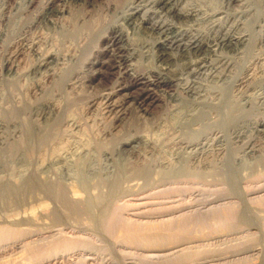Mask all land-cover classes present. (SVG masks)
Instances as JSON below:
<instances>
[{"label":"rangeland","instance_id":"obj_1","mask_svg":"<svg viewBox=\"0 0 264 264\" xmlns=\"http://www.w3.org/2000/svg\"><path fill=\"white\" fill-rule=\"evenodd\" d=\"M47 1L34 0L29 6L28 0H11L8 4L0 0V64L9 58L19 63L22 71L20 76L5 70L1 73L0 118L8 126L3 133L4 139H0V182H19L21 174H34L35 182L56 183L65 188L69 196L79 201V212L71 211L59 197L45 192L38 184L28 192L10 198L5 197L4 187L0 185V195L4 193V198L0 196V264H264V165L261 164L264 136H257L249 127L233 132L231 126L220 122V107L214 111L203 107L206 113L211 110L209 117L201 113L198 120L185 122L187 125L176 121L177 126L173 124L172 129L167 128L171 130L165 129L162 134L151 130L149 126L155 120L165 117L162 113L169 108L166 106L170 105L167 96L172 88L137 84L128 91L130 98L126 102L122 96L113 98L114 102L119 101L116 104L123 103L113 110L107 107L110 101L103 99L118 84L129 82L128 78L122 77V55L126 52H121V43L116 42L118 33L106 29L113 23L121 25L124 30L126 27L130 44L144 54L139 60L144 67L162 70L173 80L186 78L201 57L211 64L225 55L228 58L225 56L224 59L235 63L232 74L235 76L241 73L251 57L263 56L264 44H256L255 49L251 47L248 51L244 47H220L193 53L174 43L168 50L171 53L167 51V59L160 63L157 56L160 53L154 44L159 33L149 30V26L169 22L175 26L178 24L168 37H182L186 42L183 31L193 22L178 23L166 10L149 6L148 9L156 11L152 17H147L149 26L139 24L136 19L128 24L120 14L107 15L105 12V16L102 14L100 19H95L101 27L97 34L83 30L75 35L72 32L74 25L93 16L106 0H89L94 1V6L59 0L51 11H45ZM120 1L123 0H114L116 3ZM140 1L126 0L133 5L142 4ZM219 1L193 0L207 11L219 6ZM143 3L146 4L147 0ZM61 6L66 12L58 14L56 9ZM259 34L264 38V28L255 36ZM31 41L40 53H54L58 60L45 68L35 69L38 54L25 47ZM90 60L97 65L90 66ZM256 66V71L264 69V65ZM93 73L97 77L90 80ZM195 76L187 79L196 90L210 87L223 93V98L227 96L229 82L214 83L203 73ZM261 78L263 88L264 76ZM150 79L156 80L155 77ZM233 90L235 88H231V93L235 92ZM250 92L256 94L257 89ZM153 98L161 100L158 105L150 107V114H143L141 107L148 105ZM49 103L54 104L55 110L48 106ZM190 104L183 101L177 106H182L185 111ZM260 109L252 111L244 122L264 118V106ZM118 116H124L120 124L115 120ZM214 125L225 137L224 141L216 143V148L209 146L205 152L187 151L175 141L178 136L184 134L188 138L193 132L206 131ZM51 126L57 129L56 138L49 139L39 148L36 141L39 131ZM138 132L162 137L166 142L161 140L155 151L149 150L141 158L120 151L118 144L122 139ZM170 133V141L165 140L164 135L170 136ZM249 139H255L261 147L260 156L244 152V144ZM7 146L17 150L8 151ZM56 152L63 153V161L55 160L53 153ZM146 161L150 163L146 176L126 172L114 189L110 187V182L118 174L124 172L125 175L127 166L139 168ZM169 164L174 167L171 172ZM113 218L119 223L113 225Z\"/></svg>","mask_w":264,"mask_h":264},{"label":"bare ground","instance_id":"obj_2","mask_svg":"<svg viewBox=\"0 0 264 264\" xmlns=\"http://www.w3.org/2000/svg\"><path fill=\"white\" fill-rule=\"evenodd\" d=\"M33 1L34 0H28V2H27L28 5L30 6L31 4H33ZM58 1L59 0H48L46 2V4H45V9L44 10L45 11L46 10H50L51 11L52 7H54L56 5V3H58ZM60 1H62V0H60ZM71 1L75 2V3L80 1V2H84L86 4H89L90 6H94L93 5L94 1H89V0H71ZM136 1L137 0H135V2ZM201 1H204V0H201ZM205 1L207 2V0H205ZM9 2L11 3V0H5L6 4H8ZM66 2H69V1L66 0ZM140 2H142V4L141 3H138V4L136 3V5H133L131 2L127 3L126 0H123L122 2L120 1L119 3L114 2V0H106V1L103 2V4H102L103 6L102 7H100V8L98 7L97 8V10L93 14V16L90 15L91 17H89L88 19H82L83 21L80 23V25H77V24H75L76 22L75 23L73 22L75 25L73 27L74 31H72V32L75 35H77L78 33L84 32L85 30L87 32L89 31L91 34L96 33L98 30H100L101 27L99 26L98 22H96L95 19H100V16L102 14H104L105 12H106L105 14H107V15H108V13L109 14L111 13L112 15L115 14L117 16H118V14H120L122 16V18H124L126 20L127 23L129 21L132 22V20L136 19L137 21H139V24H142L143 26L144 25H146V26L148 25L149 26L150 22L148 23V18L147 17L149 15L151 16V14H156V11L155 10H150V9H148V7L149 6L150 7L157 6L160 10H166V12L168 14H170V16L172 18H174L175 20L178 21V23H179V21H190V22L194 23V24L192 23L191 26L188 25L189 27L183 31L184 33L182 35H183L184 39L186 38V42L182 41V39H183L182 37L180 39H175L174 36H172V37H174V39L168 37V34L172 33L173 30L176 28V26L178 24L175 26L173 23H170V22H169V24H163L161 22L162 25H160V26H158V25L149 26V30H152V31H155V32L159 33V38H158L157 41H155L154 44H155V47L157 48V50L160 53L159 55H157L158 56V60L160 61V63L165 61V59H167L166 58L167 57V51L171 48V46L174 43L175 44L177 43L178 45H181L184 49L192 51L193 53H201L204 50H209V49H211V50L213 49L214 50V49L220 48V47H226V48L230 47V48H234V49H238L239 47H244L246 49L245 51H248L251 47L256 46V44L257 45L264 44V38H262L263 35L259 34L258 36H255V33L261 32L262 29L264 28V14H262V12H264V0H220L219 2H221V3H220V5L218 4L219 6L216 5L217 7H213V8L209 6L211 8L210 11L205 10L204 9L205 7L203 8V5L201 7V5L199 3L193 2V0H147L146 4L143 3L144 0H142ZM206 4H208V3H206ZM206 4H204V5L207 6ZM62 7L63 6H61V8H57L56 7L57 8L56 12L58 14H63L64 12H66L65 11L66 9H64ZM163 13H165V12H163ZM105 14H104V16H105ZM169 17H167V18H169ZM167 18H166V20H167ZM74 19H76V18H74ZM158 19H159V17H158ZM153 20H155V19H153ZM163 20H164V18H163ZM163 20L161 19V21H163ZM157 21L155 23H157ZM153 24H154V22H153ZM184 25H186V24H184ZM179 26H181V25H179ZM179 28H181V27H179ZM106 29L110 30L112 33L113 32H117L118 33L116 42L121 43V47H122L121 48V50H122L121 52H123V51L126 52V54L124 56L122 55V63H123V67H124V70L122 72V77L126 78V79L128 78V80H129V82L127 84H124V85L123 84H118L116 89L111 90L113 92L110 91L108 93L106 92L107 93V94L105 93L106 95L104 94L105 98H103V99H105V101H107V102L110 101L109 103H107L108 105L105 104V105H107L108 108H110V110H113L115 108L117 109V107L122 106V104H123V103L116 104L115 102H117V101L114 102V100H115V99L113 100L114 97L122 96V97H124V102H126V100L128 98H130V96H128V91L131 90V88H133L137 84H142V85H146V86H155V87L158 86V87H164V88H172V92H170L168 94V96H167V97L170 98V102H169L170 105H166L169 108H168L167 112L162 113L163 115H165V117H163V118L161 117L162 119H160V120H155L153 122V124L151 126H149V128L151 130L155 129L156 131L161 132L160 134H162V133H164L165 129L167 130L168 127L171 128V126H173V124L176 123V121L180 122L182 125H187V124H185V122L187 123V122H190L192 120L196 121V120H198V118H199L201 113L205 114L206 112H205L204 108H208V109H212L213 110V109H215L217 107H220L221 108V116H222V119L220 118L222 121L220 120V122H223L224 124H226L229 127L231 126V130L233 132L235 131V133H236L240 128L244 129L245 127L246 128L249 127V129H252L257 134V136L258 135H260V136L263 135L264 136V118H254V119L249 120L248 123L244 122L248 118V115L251 114L252 111H254L255 109L259 111V110H261L260 106L261 107L264 106V89H263L264 87L262 88V85H261V83H262V80H261L262 78L261 77L264 76V71H263L264 69L260 68V70L257 69L258 71L255 70L256 64L264 65V54H262L263 56H260V54L256 53L259 56L257 57L256 55H254V57H251V59L249 60L248 64L242 68L241 73L237 74L235 76H232L233 71L235 69V63L233 64V62H231L232 60H230V59H229L230 61L228 59H224L226 55L223 56V58L221 57L222 59H218L217 58L218 59L217 61L212 58L214 60L213 62H215V63H213L211 61L212 62L211 64L210 63L207 64L206 63V59H201V58H203V57H201L199 61H195L196 63L193 62L194 63V65L192 64L193 68L190 67L191 68L190 72H188L189 74L187 75L186 78L185 77L182 78V79L181 78H179V79L177 78V80H173L172 78L170 79V77L168 78L167 75H166L167 76L166 77L165 76L166 73L164 74L163 72H161L162 70L161 71H156L154 69H151V68H148V67H144L140 63L141 62V61H139V60H141L140 57H141V55L143 56L144 54H142V50L141 49H138V48L132 46V44H130L129 38H128L127 33H126V31H127L126 27H125V30H126L125 31L124 28L121 25L113 23V24L107 26ZM177 29H178V27H177ZM86 37H88V36H86ZM97 39H99V38H97ZM181 41L183 43L180 44ZM25 47L27 48V50L29 49L31 51H34L36 54H38L39 58H38V62L35 64V69L36 68L40 69V68H42L44 66H47L48 64H51L52 62L54 63V61H57L58 58H59V57H57V55H54V53L52 54L51 52L50 53H45V54L40 53L38 51L35 43L32 42V41L27 43L25 45ZM26 48H24V49H26ZM253 49H255V48L253 47ZM172 50H174V49H172ZM253 51H255V50H253ZM168 52H170V51H168ZM238 52H236V54ZM244 52H242V53L244 54ZM213 54H214V52H213ZM186 55H187V53H186ZM238 55H240V54L238 53ZM190 56H192V55L190 54ZM218 56L220 57V55H218ZM229 58H231V57H229ZM209 60H211V58ZM15 62L16 61H12L11 59L7 58L4 63L0 64V80H1V73H2V71L4 72V70L14 73L15 76L16 75L20 76L22 74V71L20 70L19 63H15ZM90 62H91V60H90ZM96 65H97L96 62L92 61L90 63V66H96ZM199 73H203L204 76L206 75V76L210 77V79L212 78L211 80L215 81L214 83H219V82L220 83H226V82H229L230 83V85H229L230 89H229V92H228L227 96L225 98H223L222 97L223 93H220L218 90L210 88V87L209 88L206 87V88H203L201 90H196V88H193L194 86L191 85V82L188 81L187 78H188V76L189 77H193V76H195V75H197ZM257 73L259 75H257ZM96 77H97V75L93 73L91 78H90V80H93ZM151 77H155L156 80H151L150 79ZM259 79L261 81H259ZM195 81H197V80H195ZM206 84H208V83H205V85ZM113 88H114V86H113ZM231 88L232 89L235 88V90H233V91H235L234 93H231ZM197 89H198V87H197ZM256 89H257L256 94L250 92V90H256ZM260 89H263V92H261ZM259 90H260V92H258ZM253 92H255V91H253ZM160 100L161 99H159V98H153V99H151L149 101L148 105H146L144 107H141L140 110L142 111L143 114L148 115V114H150V112H149L150 111L149 110L150 107L154 106L155 104L158 105ZM183 101H187V102L191 103L190 105H187L188 107L185 108V111L182 110V108H181L182 106L181 107L177 106V105H179L180 102H183ZM121 102H122V100H121ZM171 102L177 103V105L176 104H172ZM259 104H260V106H259ZM53 105H51V103L48 104V106L51 109L55 110V107ZM199 106L201 108H203V107L204 108L203 109H201V108L199 109ZM256 110H255V112H256ZM210 112H211V110L206 113V114H208V117H209V114H211ZM258 113L261 114L260 112H258ZM56 114H58V113H56ZM5 115H7V114L5 113ZM255 115H256V113H255ZM205 116H207V115H205ZM56 117H58V116L56 115ZM120 117L118 116V118L115 119L117 122H119V124L121 123V121H123L124 116L121 117V118ZM250 117H252V116L250 115ZM66 120H68V119H66ZM215 122H216V120H215ZM68 123H67V125H68ZM224 124H222V125H224ZM71 125H72V122H71ZM145 125H143V127L147 128ZM7 126H8L7 122L4 121L2 119V117H1L0 118V139L3 138V135H4L3 133H4V130L7 128ZM174 126H177V125L174 124ZM143 127H141V128H143ZM215 127L216 126L214 125V128H208L206 131L202 130L201 132H193V134L190 137H188V138H187V135H186V138H185V135L183 134L181 136L176 137L175 141H177L178 144L180 146H182L184 149H188L187 151H189V150L204 151L205 149H208L209 146H215L216 143L218 145V143H221L220 141H222V140L224 141V138H225L224 135L220 134V131L218 130L219 128H215ZM171 129H169V130H171ZM56 130L57 129L54 128V126H51V127H49L48 129H45V130H40L39 134H38V137H36L37 138L36 141L38 142V147L41 148V146L45 142H47L49 139L51 140V138L52 139L56 138L55 136H57V134H58V132ZM169 130H167V131H169ZM182 130L183 129L181 128V131ZM242 132H243V130H242ZM221 133H223V132H221ZM166 134H168V133H166ZM166 134L164 135V139L165 140L168 139L167 141H170L171 133H170V136H168L169 134L168 135H166ZM152 136L149 135V134L142 133V132H138V133H135L133 135H129V136H127V138H123L122 139V141L118 144V145H120V146H118V148H119L120 151H123V152L126 151L128 153V155L135 156L136 158L144 157L146 154H148L149 150H154L155 148H157L156 146L158 145L157 144L158 142H160L161 140L164 141L162 139V137L159 138V137H154V136L152 137ZM156 136H157V134H156ZM172 137H174V135ZM222 137H223V139H222ZM172 139H174V138H172ZM78 142H79V140H78ZM164 142H166V141H164ZM18 145L21 146L22 145V141L19 142ZM82 145L85 146V144H81V146ZM79 146H80V144H79ZM7 147H8L7 150L8 151L11 150V152H12V150H17V149H13L14 148L13 146L12 147L11 146H7ZM219 147H220V144H219ZM121 148H123V149H121ZM215 148H216V146H215ZM260 148L261 147H259V145L257 144L255 139H249L244 144V152L246 154H248V155H252V156L255 155L256 156V154H257V155L260 156L261 153H262ZM78 149H79V147H78ZM83 149H84V147H82V150ZM158 149H160V148H158ZM217 149H215V150H217ZM211 150H212V148H211ZM199 151L196 152V154L199 153ZM215 152H217V151H215ZM218 152H220V151H218ZM61 153L62 152H60V154ZM176 153H178V152L176 151ZM190 153H191V151H190ZM86 154L87 153H85V155ZM186 154H187V152H186ZM192 155H193V152H192ZM53 156H54L56 161L57 160L58 161H63V153H62V155H59V153L56 152V153H53ZM186 161H185V163L188 164L189 162L187 163ZM261 161H263L261 164L264 165V160H261ZM70 162H71V160H70ZM125 162H126V160H125ZM121 163H123V162H121ZM185 163H183V164H185ZM141 164L142 165L139 168L135 167V166H127L126 171H125V175H124V172H123L124 176L121 175V174L120 175L118 174V176L115 177L110 182V187L112 186L113 189H114V187L117 186L118 182H120V180L126 176V172H127V174L128 173H130V174L137 173V174H142V175L146 176V174H148L149 169H150V163L146 161L145 163H141ZM183 164H182V166H184ZM168 166H169L168 168L170 169V172H171V170H173L174 167L172 165H170V164ZM187 167H188V165H187ZM182 168H181V170H182ZM184 168H185V166H184ZM186 172H188V171L186 170ZM189 172H190V170H189ZM165 173H167V172H165ZM21 175H22V178H21V180L19 182H14V181L11 182V181H6V180L4 182H0V185H2L4 187V191L6 192L5 197L10 198L12 196L23 194V193L28 192L31 189H33V186L35 184H38L43 190H45V192L47 191V192H49L51 194H54L55 196L59 197L61 199V202L63 201V203L71 211L75 212L77 210V207L80 206L79 203H78L79 201L75 200L73 197L69 196L70 195V194L68 195L69 192L67 193V191H65V188L64 189H63V187L61 188L60 185H58L56 183H48V182H41V181L40 182H35L34 174H30V175L21 174ZM81 181H82V178H81ZM74 194H73V196H74ZM0 196H3V198H4V193H2ZM105 199H104V201H105ZM102 202H103V200H102ZM89 208H90V206H89ZM101 208H103V207H101ZM79 209H80V207H79ZM80 211H81V209H80ZM77 212H79V211L77 210ZM229 213L227 214V216L230 217L231 214L229 215ZM89 214H91V213H89ZM92 215H90V216H92ZM221 215L224 216V214H221ZM221 215H219V218H220ZM77 216H79V215H77ZM227 216L224 217L226 220H227ZM224 218H223V220H224ZM118 223H119V220L116 219V218L115 219L113 218L112 224L116 225ZM127 226H128V224H127Z\"/></svg>","mask_w":264,"mask_h":264}]
</instances>
